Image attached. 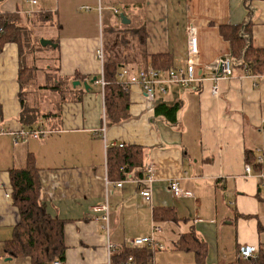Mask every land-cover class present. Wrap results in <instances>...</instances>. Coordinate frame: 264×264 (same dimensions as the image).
<instances>
[{"label": "crops", "instance_id": "obj_1", "mask_svg": "<svg viewBox=\"0 0 264 264\" xmlns=\"http://www.w3.org/2000/svg\"><path fill=\"white\" fill-rule=\"evenodd\" d=\"M14 13L25 18L51 15L40 34L56 42L57 78L70 87L56 92L34 89L32 104L43 116L50 114L35 128L47 134L15 144L17 134L28 130L19 118L18 49L14 43L2 47L0 264H30L28 258L10 259L3 251L18 223L9 171L25 167L28 155L38 169L40 204L52 218L66 222L63 264H116L123 250L140 253L144 247L151 251L150 264H233L241 247L264 243V189L259 178L264 173V75L234 68L229 77H215L217 61L231 57L229 43L219 34L221 26H247L251 44L264 49V0L0 2V14ZM120 15L129 21L123 25L144 24L147 56L168 55L170 68L185 67L191 29L202 79L186 89L167 84L162 92L156 86L151 103L138 85H128L127 118L107 125L103 91L96 83L102 65L94 53L99 45L103 48L104 31L118 27ZM126 67L142 68L134 63ZM119 73L122 84L125 79ZM74 81L80 85L73 87ZM175 103V122L154 115L156 105ZM119 145L142 149L141 178L146 167L153 172L150 203L138 193L139 169L121 180L120 188L105 184L118 182L107 177L106 150ZM245 165L250 166L248 176ZM171 182L177 183L181 196L172 195ZM105 201L108 232L100 214L92 211ZM154 227L161 232L153 234ZM190 231L204 244L202 262L196 259V247H174ZM150 235L154 246H130L132 239Z\"/></svg>", "mask_w": 264, "mask_h": 264}, {"label": "trees", "instance_id": "obj_2", "mask_svg": "<svg viewBox=\"0 0 264 264\" xmlns=\"http://www.w3.org/2000/svg\"><path fill=\"white\" fill-rule=\"evenodd\" d=\"M3 0H0V2ZM51 15L41 13L31 18L18 14H0V52L6 43H14L18 49L19 68L17 82L19 84V103L21 106L20 122L24 128L35 129L43 116L38 112L37 105L31 102V95L36 91L67 90L69 84L57 78L58 54L56 42L42 47L41 32L51 21ZM102 63L105 124H116L127 118V89L118 82L117 75L129 64L145 67L148 63L154 69H168L169 56L157 54L147 56L145 52L146 31L141 22L131 26L120 21L113 31H104ZM220 36L229 43L231 67L241 68L248 75H264V49L254 47L249 38L247 26H221ZM45 38V37H43ZM49 41V40H48ZM78 78V77H76ZM36 98V96L34 97ZM178 103L171 106L158 104L154 107L155 116H162L168 122H175ZM142 149L135 146L109 147L106 150L107 177L111 181H121L129 173L137 169L141 178ZM246 161L250 162L248 154ZM143 170V169H142ZM12 202L18 213V223L14 226L11 238L5 241L4 255L10 259L28 258L30 264H52L55 261L63 264L66 246L64 243L65 221L52 218L46 213L38 200L39 183L38 169L33 165L31 157L26 158V165L9 171ZM159 212V211H158ZM158 215L156 211L153 212ZM176 249H194L196 259L202 262L205 256L204 244L198 242L193 232L184 234L174 244ZM192 250V249H191ZM256 255L246 260H237L233 264H264V243L256 247ZM151 251L148 247L140 253L123 250L117 255L116 264H126L132 258L134 264H150ZM115 264V263H114Z\"/></svg>", "mask_w": 264, "mask_h": 264}, {"label": "built area", "instance_id": "obj_3", "mask_svg": "<svg viewBox=\"0 0 264 264\" xmlns=\"http://www.w3.org/2000/svg\"><path fill=\"white\" fill-rule=\"evenodd\" d=\"M38 0H30V4L36 5ZM197 54H198V47H197V39L191 29L188 30L187 34V61L184 68H169L165 71H160L153 69L152 67H142L135 70H132L128 67H123L119 73V77L125 79L122 83L124 87L127 89L128 85H138L141 88L142 95L144 99L151 103L154 98V88L159 86L161 91L164 92V87L167 84H173L181 89L190 88L196 83L200 82L202 79V69H200V65L197 62ZM95 58L97 61L102 65L104 60V51L102 45H99L98 48L95 50ZM217 69L219 74L215 77H229L232 75V67H231V57L224 56L221 57L217 61ZM199 71V72H198ZM96 83L101 87L103 91V87L105 82L103 81L102 74L100 78L96 81ZM215 93L216 91L213 90ZM47 132L42 129L41 127L21 131L17 134V137L14 140L16 144L19 141L25 142L28 138L34 139H42L46 136ZM122 145H119L121 147ZM257 162L261 163L262 158L258 157ZM244 172L246 176L250 173V166H244ZM144 177L141 179H137L138 183V193L141 198L146 202L150 203L151 201V183L153 179V172L151 167H146L144 172ZM260 181L262 182V187L264 189V173L259 176ZM105 184L107 186H112L114 188H120L122 185V181H118L116 183L110 182L105 180ZM169 189L172 192L174 197H179L182 195L181 191L178 188L176 182H171L169 184ZM92 211L96 214H100L99 217L103 220L106 225L104 230L108 232V204L105 201L100 205H95L92 208ZM161 230L158 227H154L153 234L160 233ZM154 237L153 235L146 236V237H138L134 238L130 241V246L132 248H142L144 246H154ZM256 248L244 246L241 247L238 253V259L246 260L255 257L256 255ZM52 264H61L58 261L53 262ZM107 264H111L108 262ZM126 264H134L132 258H128Z\"/></svg>", "mask_w": 264, "mask_h": 264}, {"label": "water", "instance_id": "obj_4", "mask_svg": "<svg viewBox=\"0 0 264 264\" xmlns=\"http://www.w3.org/2000/svg\"><path fill=\"white\" fill-rule=\"evenodd\" d=\"M120 21H121L122 24H128V22H129L127 19L124 18L123 15H120ZM40 45H41L42 47H44V46H46V45H52V44H51V42L48 41V40H43V39H41V40H40ZM52 46H53V45H52ZM95 81H96V78L94 77V78L92 79L91 83H93V82H95ZM78 85H80V82H79V81H74V82H72V86H73V87L78 86ZM83 85H84L85 89H88V86H87L86 83H84Z\"/></svg>", "mask_w": 264, "mask_h": 264}]
</instances>
